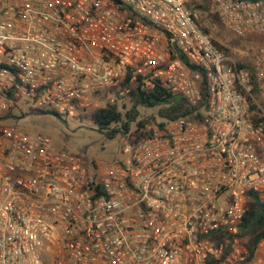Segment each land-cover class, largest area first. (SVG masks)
<instances>
[{
  "label": "built area",
  "instance_id": "built-area-1",
  "mask_svg": "<svg viewBox=\"0 0 264 264\" xmlns=\"http://www.w3.org/2000/svg\"><path fill=\"white\" fill-rule=\"evenodd\" d=\"M193 1L0 0V264H264V241L250 258L235 237L249 195L264 198V46L254 96ZM208 8L232 35L264 36V0ZM138 86L188 112L112 164L11 123L73 118Z\"/></svg>",
  "mask_w": 264,
  "mask_h": 264
},
{
  "label": "trees",
  "instance_id": "trees-1",
  "mask_svg": "<svg viewBox=\"0 0 264 264\" xmlns=\"http://www.w3.org/2000/svg\"><path fill=\"white\" fill-rule=\"evenodd\" d=\"M190 9L198 15L196 22L198 26L210 36L213 44L224 54L231 55L230 51L220 45L218 41L211 37V34L218 35L216 30L217 20L210 14L208 8V0H194L190 4ZM240 68H246L250 73V80L253 87L252 94L257 95V87L255 82V73L248 63L239 64ZM129 102L128 107L125 102ZM137 106L155 107L158 109L157 115L152 117L151 122L145 120H136ZM255 110L254 108H252ZM188 109L184 101L165 90L157 87L150 90H142L138 86L131 91L126 98H117L114 102H103L102 105L90 112L93 125L100 132H104L108 139H114L118 135L121 136L123 144L135 143L151 136L152 126L157 121L170 120L178 116H186ZM22 117L27 114H21ZM45 115V114H41ZM80 114V117H85ZM66 124V119L57 114L52 115ZM123 146V145H122ZM59 149H65L58 147ZM122 148V147H121ZM225 241H230L234 236L226 233H218ZM239 242L249 253L250 258L254 257L258 245L264 241V198L256 193L249 195L246 208V214L239 226V232L235 236ZM218 245V244H217Z\"/></svg>",
  "mask_w": 264,
  "mask_h": 264
},
{
  "label": "rangeland",
  "instance_id": "rangeland-1",
  "mask_svg": "<svg viewBox=\"0 0 264 264\" xmlns=\"http://www.w3.org/2000/svg\"><path fill=\"white\" fill-rule=\"evenodd\" d=\"M210 12V10H209ZM212 14L216 20V32L211 34L220 45L227 48L231 55L239 59L240 62L249 64L250 57L255 49L264 46V36L250 35L245 38H238L224 28L217 15ZM198 18V15L196 14ZM130 106L129 102H125ZM264 107V102H261ZM102 105V104H101ZM158 109L155 107L137 106L136 120H147L151 122L152 117L157 115ZM85 117L76 116L65 118L66 124L51 115H28L11 123L27 130L30 133L42 132L50 136L56 146L72 151L85 160L102 164H112L120 158L123 140L120 135L114 139H108L104 132H100L93 125L90 112ZM10 122V121H8Z\"/></svg>",
  "mask_w": 264,
  "mask_h": 264
}]
</instances>
